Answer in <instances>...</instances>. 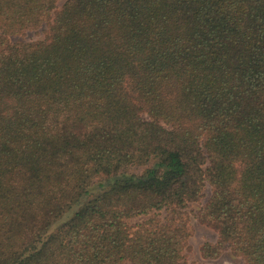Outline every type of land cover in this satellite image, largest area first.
Masks as SVG:
<instances>
[{
  "label": "trees",
  "instance_id": "trees-1",
  "mask_svg": "<svg viewBox=\"0 0 264 264\" xmlns=\"http://www.w3.org/2000/svg\"><path fill=\"white\" fill-rule=\"evenodd\" d=\"M57 2L0 0V264H192V204L264 264V0Z\"/></svg>",
  "mask_w": 264,
  "mask_h": 264
},
{
  "label": "rangeland",
  "instance_id": "rangeland-1",
  "mask_svg": "<svg viewBox=\"0 0 264 264\" xmlns=\"http://www.w3.org/2000/svg\"><path fill=\"white\" fill-rule=\"evenodd\" d=\"M65 0H58L57 6L60 7ZM43 36L41 30L36 32H28L24 35H20L17 37L11 38L12 41H22V42H30L34 40L41 39ZM204 196H208V189H205L203 192ZM205 199V198H204ZM204 199L201 202H204ZM199 208V204H192L186 210V216L188 219V228L190 232V236L186 243V250L184 252L185 260L188 263L192 264H243V261L240 258L234 257L229 253L223 254L217 259H203L199 253V248L203 243L206 242H215L217 235L211 229L207 228L200 224L195 218V213ZM164 213H159V217L162 218ZM66 218V217H65ZM148 217L139 216L137 218L128 219L126 223L129 226H135L137 224L142 223Z\"/></svg>",
  "mask_w": 264,
  "mask_h": 264
}]
</instances>
